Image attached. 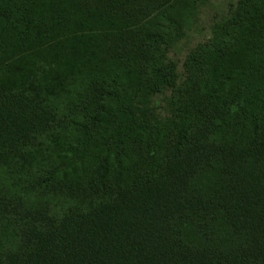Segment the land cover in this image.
Here are the masks:
<instances>
[{
    "label": "trees",
    "instance_id": "obj_1",
    "mask_svg": "<svg viewBox=\"0 0 264 264\" xmlns=\"http://www.w3.org/2000/svg\"><path fill=\"white\" fill-rule=\"evenodd\" d=\"M203 0H0V264H264V0L182 65Z\"/></svg>",
    "mask_w": 264,
    "mask_h": 264
},
{
    "label": "rangeland",
    "instance_id": "obj_2",
    "mask_svg": "<svg viewBox=\"0 0 264 264\" xmlns=\"http://www.w3.org/2000/svg\"><path fill=\"white\" fill-rule=\"evenodd\" d=\"M236 2L237 0H203L202 3H198L185 36L169 54L171 60L176 61L180 69L191 49L213 37L215 27L221 24V19L229 7Z\"/></svg>",
    "mask_w": 264,
    "mask_h": 264
}]
</instances>
